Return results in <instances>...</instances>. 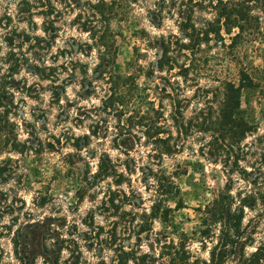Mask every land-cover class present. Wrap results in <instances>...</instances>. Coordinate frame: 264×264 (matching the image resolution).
I'll return each mask as SVG.
<instances>
[{"label": "trees", "instance_id": "trees-1", "mask_svg": "<svg viewBox=\"0 0 264 264\" xmlns=\"http://www.w3.org/2000/svg\"><path fill=\"white\" fill-rule=\"evenodd\" d=\"M138 2L78 0L74 22L79 31L87 34V42L71 38L69 45L58 48L54 64L32 69L37 78L59 83L62 89L66 82L76 80L82 96L99 102L96 110L106 119L98 124L107 125L108 117L114 118L119 134L132 136L143 148L136 158L129 153H123V159L113 160L106 153L97 157L95 171H88L83 180L87 188L98 189L102 194L99 204L81 219L87 231L80 232L76 224L54 228L52 231L58 236H47L44 250L47 255L55 254V264L63 251L73 258L70 264H79L83 236L91 240L90 246L97 242L111 250L116 264H264V227L259 228L264 225V134H257L240 109L241 91L253 87L254 79L237 61L238 85L215 76L211 84L201 87L198 83L205 62L203 46L210 47L212 43L217 55L225 52L233 62L230 57L238 52L240 44L264 36V0H158L162 12L155 27L160 28L163 13L172 10L178 19V36L155 38L154 48L159 52L156 61L146 66L137 64L131 73L119 74L114 70L117 35L111 25L123 21ZM21 3L26 6L23 13L32 15V1ZM197 13L209 18L196 24ZM43 32L51 31L44 28ZM56 35L52 31L53 40ZM8 56L13 64L0 75V152L25 154L31 148L21 144L14 134L9 102L10 80L23 64L10 59L13 53ZM78 56L93 62L85 63ZM173 75L194 91L191 97L169 79ZM199 89L202 94L196 96ZM53 94L59 96L57 91ZM196 97L201 99L199 106L187 114ZM95 136V131L83 136L84 144L88 146ZM248 138L252 140L247 142ZM194 139L199 144V155L220 165L226 177L224 189L202 211L199 234L202 250L207 249L206 243L212 244L207 250L208 258L193 254L187 238L175 242L168 236L154 238L157 254L151 256L141 251V243L150 239L154 222L169 221L173 212L169 202H174L175 210L183 207L175 182L183 172H179L180 166L170 170L165 160L182 153ZM72 147L78 150L79 146ZM239 182L244 186L236 187ZM102 183L107 186L104 191ZM134 184L148 195L147 207ZM35 201L33 205L41 207L45 199ZM20 203L25 208V203ZM247 212L254 214L244 224ZM96 216L104 217L106 225H97ZM258 229L263 238L256 242ZM130 240L133 243L125 246ZM12 245L18 263L27 264L18 253V242L13 241ZM248 247H254V251L247 253ZM234 257L237 260L233 262Z\"/></svg>", "mask_w": 264, "mask_h": 264}, {"label": "rangeland", "instance_id": "rangeland-1", "mask_svg": "<svg viewBox=\"0 0 264 264\" xmlns=\"http://www.w3.org/2000/svg\"><path fill=\"white\" fill-rule=\"evenodd\" d=\"M21 1L0 0V75L13 64L9 63L8 56L9 52L13 53L10 59L23 65L10 80V121L15 125L14 134L18 141L29 146L31 151L25 154L0 152V264H19L12 245L15 240L18 242V253L27 264H55V254L47 255L44 250L45 238L55 236L54 228L74 224L80 232H86L81 219L102 198L98 189L87 188L83 182L88 171H95L97 157L106 153L115 160L123 159V153H129L136 158L137 152L143 151V148L132 136L119 134L114 118L108 117L107 125L98 124L106 116L96 110L99 106L96 99L80 94L76 80L71 84L66 82L65 89H62L59 83L42 81L32 72L36 66L54 64L58 48L69 45L71 38L87 42V34L79 31L74 22L78 0H31L35 6L32 15L23 13L26 6ZM157 2L139 0L132 5L131 12L123 21L112 23L111 28L117 35L114 66L117 73L129 74L137 64H153L159 53L154 48L155 38L169 34L178 36V19L172 10L164 12L161 27H155L158 14L162 12ZM204 18L209 16L195 14V23L200 24ZM44 28L51 32L44 33ZM52 31L57 34L54 40ZM201 50L205 58L202 76L198 80L201 87L211 84L214 76L238 85L237 61L254 79L253 87L241 91L240 109L244 119L257 129V134H264V36L240 44L238 52L230 57L233 62L225 52L217 55L218 50L212 43ZM78 57L85 63L93 62L89 58ZM61 62L62 59H59L58 63ZM169 79L179 84L186 96L194 94L178 77L173 75ZM54 91L59 96L54 95ZM200 94L202 90L199 89L195 95ZM200 102L199 97L193 99L187 114ZM90 131H95L96 136L91 137L86 146L82 138ZM251 140L248 138L247 142ZM72 145L79 146L78 150ZM198 146L197 139H194L182 153L165 160L170 170L180 166L179 172H183L175 178L183 207L175 210L174 202H169L173 208L169 221L154 222L150 239L141 243L142 252L155 256L154 238L168 236L175 242L187 238L193 254L202 259L208 258L207 250L212 244L206 243L207 249L202 250L199 234L202 211L224 189L226 177L220 165L199 155ZM132 173L135 178L136 171ZM100 186L103 191L107 188L106 183ZM134 186L141 191L144 207H147L149 203L145 199L148 195L140 185ZM242 186L240 182L236 185ZM33 199L36 203L45 199L44 205L34 206ZM20 200L25 203L23 209ZM253 214L247 212L244 224ZM95 222L106 225L104 217L96 216ZM263 227L261 224L259 228ZM257 232L256 242L263 238L261 229ZM132 243V240L126 241L125 246ZM90 244L91 240L81 237L79 264H116L111 250L97 242L93 246ZM253 251L254 247L246 248L247 253ZM236 260L237 257L232 259L233 262ZM72 262L73 258L63 251L58 264Z\"/></svg>", "mask_w": 264, "mask_h": 264}]
</instances>
